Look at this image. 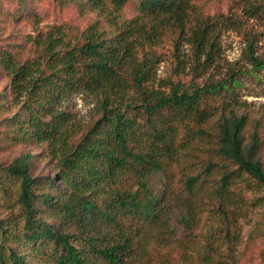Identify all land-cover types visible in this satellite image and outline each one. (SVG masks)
Segmentation results:
<instances>
[{
    "label": "trees",
    "instance_id": "16d2710c",
    "mask_svg": "<svg viewBox=\"0 0 264 264\" xmlns=\"http://www.w3.org/2000/svg\"><path fill=\"white\" fill-rule=\"evenodd\" d=\"M130 1L59 0L96 18L80 30L57 24L27 35L36 47L30 58L0 45V78L8 83L0 143L44 144L53 162L51 174H35L28 153L0 162V264L165 263L195 240L170 225L173 204L190 209L185 196L195 205L203 199L226 216L238 179L264 188L260 120L223 97L213 104L236 79L198 81L215 64L223 15L205 13L208 0H136L134 15L122 18ZM10 12L0 9L16 15ZM185 44L192 49L187 82ZM166 58L172 76L156 85ZM71 93L95 97L89 123L56 109ZM154 175L162 180L157 190ZM196 217L182 215L188 231ZM223 237L219 263L235 264L237 232L227 226ZM213 242L194 255L213 259L204 253L221 252Z\"/></svg>",
    "mask_w": 264,
    "mask_h": 264
},
{
    "label": "rangeland",
    "instance_id": "374dc122",
    "mask_svg": "<svg viewBox=\"0 0 264 264\" xmlns=\"http://www.w3.org/2000/svg\"><path fill=\"white\" fill-rule=\"evenodd\" d=\"M250 1L258 7L254 14L244 10L241 0H208L202 7L205 13L221 14L223 17L218 25L220 48L216 53L215 64L208 68L198 81L226 80L229 77L236 79L232 91L226 94H223L224 91L217 93L213 104L221 103L223 97V101L235 102L238 109L260 120L263 125L260 129L263 141L260 153L264 161V63L258 66L249 57L252 53L258 59L264 60V0ZM135 3L136 0H133L125 5L122 18L134 15ZM0 9H9L12 11L11 15H15L14 12L17 15L0 14V45L18 50L23 58L36 54V47L27 42V35L35 36L57 24L72 28L75 26V29L80 30L96 18V13L90 9H81L74 3L63 5L59 0H0ZM225 17H230L231 20L228 21ZM103 26L107 27L106 24ZM183 54L187 66L182 79L187 82L190 77L187 72L192 64L190 45H184ZM173 65L169 58L162 60L157 66V80L154 84L157 85L158 79L171 77ZM7 90L8 83L1 77L0 94L6 96ZM95 105L96 99L93 95L71 93L57 103L56 109L66 111L74 123L84 125L95 116ZM21 153L32 155L35 174L53 172V162L44 144L0 143V162H8ZM161 182L160 175H154L150 179L151 187L156 190L160 189ZM231 189L234 194L230 196V202L226 203V216L216 209V205L203 199L200 201L201 205H195L190 197L185 196L184 203L190 201V209L185 204L181 208L173 207L174 200H170L169 203L173 204L169 214L170 225L178 229L179 238L183 239L189 233L195 240L186 242L184 246H179L178 251L170 253L167 262L150 260V264H220L219 261L224 258L226 251L223 236L227 226L237 232V240L234 243L235 264H264V188L251 180L242 182L238 179ZM238 192L240 194L236 196ZM187 211L192 216L197 215L189 231L182 218ZM258 228L260 230L257 231ZM208 240H214L216 247L221 246V252L204 251L205 254L213 255V259L205 261L203 256L198 258L194 253L199 248L202 251ZM205 249L207 250V247Z\"/></svg>",
    "mask_w": 264,
    "mask_h": 264
}]
</instances>
